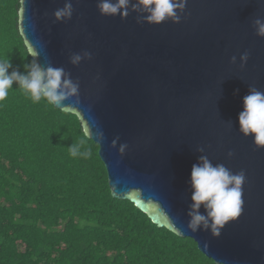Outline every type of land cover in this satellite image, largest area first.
Returning <instances> with one entry per match:
<instances>
[{"label": "water", "instance_id": "1", "mask_svg": "<svg viewBox=\"0 0 264 264\" xmlns=\"http://www.w3.org/2000/svg\"><path fill=\"white\" fill-rule=\"evenodd\" d=\"M98 2L71 0L72 18L55 22L65 0H22L20 28L43 67L79 80L80 103L63 105L75 107L99 145L113 197L192 239L216 264H264V148L238 124L248 88L264 91V38L253 25L264 20V0H186L178 23L159 25L138 23L143 9L125 19L102 16ZM84 51L91 59L73 66L70 54ZM201 154L245 172L242 213L218 236L187 227L190 173Z\"/></svg>", "mask_w": 264, "mask_h": 264}, {"label": "trees", "instance_id": "2", "mask_svg": "<svg viewBox=\"0 0 264 264\" xmlns=\"http://www.w3.org/2000/svg\"><path fill=\"white\" fill-rule=\"evenodd\" d=\"M22 0H0V59H33ZM81 144V155L69 147ZM80 117L33 103L14 82L0 102V264H216L190 238L114 198Z\"/></svg>", "mask_w": 264, "mask_h": 264}, {"label": "clouds", "instance_id": "3", "mask_svg": "<svg viewBox=\"0 0 264 264\" xmlns=\"http://www.w3.org/2000/svg\"><path fill=\"white\" fill-rule=\"evenodd\" d=\"M186 0H99L97 9L102 16H120L125 19L130 12L143 9L146 14L138 15L137 22L146 21L159 25L171 20L178 23L184 13ZM131 9V11H130ZM73 5L71 0H65L62 8H57L54 13L55 22H66L72 18ZM256 35L264 38V20L257 18L253 22ZM33 57L30 63L24 64V72L13 69L10 60L0 59V102L6 100L9 90L15 82L33 103L42 100L49 106L59 108L61 111L70 113L75 107L63 105L66 100L73 99L76 104L79 100V80L74 81L71 74L62 67H53L49 64L43 67L36 59V53L29 48ZM91 59L87 51L83 53H72L69 62L78 66L82 60ZM249 59V53L245 51L240 55V67L243 68ZM237 57H231L230 63L235 64ZM63 105V106H62ZM239 132L253 138L256 148H264V91L255 87L248 88V94L243 97V110L238 114ZM100 135V133H97ZM80 144H72L69 147L72 156L81 155ZM126 145H121L119 151L124 152ZM203 153V148H198ZM233 153L229 151L228 156ZM245 183V172L241 170L233 173L223 164L213 165L206 155L201 154L198 162L192 165L189 184L191 187L190 210L187 227L193 233L198 231H209L219 235L223 227L232 220L237 219L242 213L243 185ZM204 207L205 213L199 209Z\"/></svg>", "mask_w": 264, "mask_h": 264}]
</instances>
